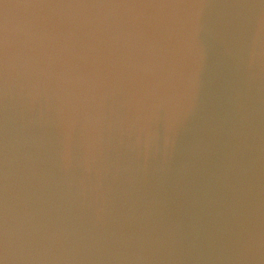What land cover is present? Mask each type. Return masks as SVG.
Here are the masks:
<instances>
[{"label": "clouds", "instance_id": "9594fccd", "mask_svg": "<svg viewBox=\"0 0 264 264\" xmlns=\"http://www.w3.org/2000/svg\"><path fill=\"white\" fill-rule=\"evenodd\" d=\"M0 264H264V0H0Z\"/></svg>", "mask_w": 264, "mask_h": 264}, {"label": "water", "instance_id": "95a60500", "mask_svg": "<svg viewBox=\"0 0 264 264\" xmlns=\"http://www.w3.org/2000/svg\"><path fill=\"white\" fill-rule=\"evenodd\" d=\"M209 88L213 90L215 93L219 94L221 90V84L216 80H210Z\"/></svg>", "mask_w": 264, "mask_h": 264}]
</instances>
